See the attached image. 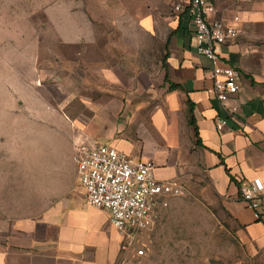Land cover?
<instances>
[{
    "label": "rangeland",
    "instance_id": "rangeland-1",
    "mask_svg": "<svg viewBox=\"0 0 264 264\" xmlns=\"http://www.w3.org/2000/svg\"><path fill=\"white\" fill-rule=\"evenodd\" d=\"M179 1L0 0V181L35 185L43 172L76 169L73 141L107 142L74 129L115 133L118 118L100 106L123 96L132 107L119 123L139 118L126 133L146 149L162 145L146 120L149 89L162 83ZM253 1L263 12L264 0ZM144 18L156 20L155 32L143 30ZM184 187L141 236L145 254L124 252L118 264H264L205 176Z\"/></svg>",
    "mask_w": 264,
    "mask_h": 264
},
{
    "label": "crops",
    "instance_id": "crops-1",
    "mask_svg": "<svg viewBox=\"0 0 264 264\" xmlns=\"http://www.w3.org/2000/svg\"><path fill=\"white\" fill-rule=\"evenodd\" d=\"M208 1L217 9L212 19L233 23L239 29L237 39L219 48L224 61L241 72V91L232 103L239 108L235 119L215 97L209 77L211 63L197 52L188 18L176 13L167 22L171 33L162 61V83L149 89L155 101L148 103L154 110L146 120L162 145L146 149L126 133L139 118L119 123L120 117L130 115L132 107L124 96L102 101L100 106L118 118L115 133H84L75 128L78 135L74 137H100L138 160L154 161V177L161 182L176 181L184 187L190 175L205 176L215 193L226 199L241 233L264 251V199L257 219L240 196L241 186L253 179L264 183V80L260 74L264 11L253 0ZM140 23L143 30L155 32L153 18ZM170 85L179 88L171 91ZM189 106L194 110L198 137L188 123ZM221 118L227 119V124L219 130ZM73 142L72 157L77 145ZM67 171L43 172L35 185L14 187L5 179L0 181V264L120 262L122 235L111 224L107 211L87 205L77 169Z\"/></svg>",
    "mask_w": 264,
    "mask_h": 264
},
{
    "label": "built area",
    "instance_id": "built-area-1",
    "mask_svg": "<svg viewBox=\"0 0 264 264\" xmlns=\"http://www.w3.org/2000/svg\"><path fill=\"white\" fill-rule=\"evenodd\" d=\"M175 11L188 18L197 52L211 63L209 77L215 97L235 119L239 108L232 103L241 91V73L224 61L219 48L237 39L239 29L233 23L212 19L217 9L208 0H180ZM226 124L227 119H218L217 128L222 130ZM73 160L87 205L109 213L111 224L123 237V252L143 256L141 236L155 227L160 211L172 197L184 195V187L176 181H158L154 161L138 160L97 140L78 144ZM240 196L260 219L262 180L255 178L242 185Z\"/></svg>",
    "mask_w": 264,
    "mask_h": 264
},
{
    "label": "trees",
    "instance_id": "trees-1",
    "mask_svg": "<svg viewBox=\"0 0 264 264\" xmlns=\"http://www.w3.org/2000/svg\"><path fill=\"white\" fill-rule=\"evenodd\" d=\"M178 88L179 87L176 86V85H170V90L171 91H173L175 89H178ZM187 118H188L189 125L192 126L195 129L196 135L198 137V128H197V124H196V120H195V116H194V110H193V107L192 106H189V109L187 111ZM227 172H228V170H227ZM231 180L234 181L233 177H231Z\"/></svg>",
    "mask_w": 264,
    "mask_h": 264
}]
</instances>
